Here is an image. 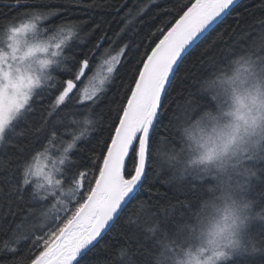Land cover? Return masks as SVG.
<instances>
[{"label": "snow or ice", "instance_id": "6c2138e0", "mask_svg": "<svg viewBox=\"0 0 264 264\" xmlns=\"http://www.w3.org/2000/svg\"><path fill=\"white\" fill-rule=\"evenodd\" d=\"M242 5L9 0L8 11L0 8V233L9 237L0 253L13 257L2 264H179L215 178L207 169L182 167L183 149L161 161L155 148L162 135L181 137L184 122L213 105L206 93L203 107L174 110L170 97L187 58ZM96 9L118 30L91 15L73 18ZM257 10L264 12V0ZM161 15L168 19L156 24ZM49 33L55 35L37 42ZM236 36L225 54L264 65V18ZM98 109L109 113L106 127ZM94 134L102 137L95 144ZM85 143L92 145L90 164ZM236 185L248 221L244 243L216 255L224 264H264V144L245 157ZM193 190L195 202L179 201ZM170 196L179 210L161 203ZM113 233L124 242L102 257L99 249L108 247L102 242ZM27 241L42 250L21 256Z\"/></svg>", "mask_w": 264, "mask_h": 264}, {"label": "clouds", "instance_id": "9594fccd", "mask_svg": "<svg viewBox=\"0 0 264 264\" xmlns=\"http://www.w3.org/2000/svg\"><path fill=\"white\" fill-rule=\"evenodd\" d=\"M213 105L181 127V166L207 169L215 192L206 197L179 264H224L216 253L244 243L248 221L236 181L245 157L264 144V65L238 56L203 85Z\"/></svg>", "mask_w": 264, "mask_h": 264}, {"label": "trees", "instance_id": "16d2710c", "mask_svg": "<svg viewBox=\"0 0 264 264\" xmlns=\"http://www.w3.org/2000/svg\"><path fill=\"white\" fill-rule=\"evenodd\" d=\"M9 0H0V8H3L5 11H8L6 8L7 3ZM88 0H85L87 3ZM109 0H99V3L104 5L107 4ZM120 0H111L113 4H119ZM146 2V0H129V7H132L134 4L136 6L142 5ZM259 0H243V5L239 7L236 12L230 16L227 21L220 25L217 28L216 32H213L212 35L206 40L203 44H201L196 50H194L191 55L187 58L185 64L182 66L180 73L178 74L177 80L174 85V90L171 94L170 100L174 101L172 104V108L175 110L179 106L182 110L184 108H188L189 106L194 107L195 105L199 104L203 107L207 101L201 99L202 96H205L206 92L204 91L203 85L206 81L212 78L219 70L226 68L231 62H234L235 58L239 55L229 56L226 55V50L228 49L229 45L233 43L234 39H238L236 33H239L242 28H247L249 25H256L257 22L264 18V12L257 10ZM163 6V5H161ZM126 10V9H125ZM155 11V9H152ZM252 13L251 15L249 13ZM91 15L92 19L100 22L101 20H108L110 22L111 29L118 30V25L115 21H112L111 16L105 14V10L103 9H96L90 13L86 14H79L73 18L79 19H88V16ZM243 17V23L240 24V27H237V23L240 18ZM163 19H168L167 16H159L157 17L155 23L159 24L162 22ZM18 23L25 22V19L21 17ZM91 26V22L88 25H85V31ZM235 30V31H234ZM43 31V29L41 30ZM223 33L222 35H217L218 33ZM111 35V32L109 33ZM54 33H49L48 36H44L45 38H51L54 36ZM99 32H97L91 39L95 40L98 37ZM215 40V43H213ZM209 45H211L209 47ZM105 46H107L105 44ZM91 75V73H88ZM84 80V84L80 85L83 87L86 83ZM120 82L117 81V84ZM115 91V89H113ZM111 94V93H110ZM48 98L46 97L45 100L41 103L46 105L48 103ZM114 107V105H113ZM96 115L99 119L102 120V127H106L108 123V115L109 113L105 111L101 113L99 109L96 112ZM169 116L172 113H168ZM79 118V117H78ZM167 123V120H165ZM18 131H23V129H18ZM96 139L93 140V144L97 143L99 139H101V135L94 134ZM103 135H107V133H103ZM85 149L82 156L84 157V162L90 164L91 161L88 160V157L91 155L89 149H91L92 145L83 144L81 145ZM183 141L180 136L178 135H162L159 137L158 143L155 148V152L158 155V159L161 161H167L172 155L178 153L183 149ZM166 174L161 171L160 180L166 179ZM157 188L160 189L161 194L167 191L166 187L161 183H157ZM195 190L192 192H188L186 196L179 197V201H184L186 199H190L193 202L196 200V196L194 195ZM176 198L170 196L169 200H162L161 203L164 205H172L174 210H179L181 205ZM177 219H179V212L177 211ZM127 219V218H126ZM9 237L5 233H0V246H2L3 242L8 241ZM123 238L118 236L117 234L113 233L110 234V237L106 238L102 244L107 245V248H100L99 254L102 257L109 256L111 251L120 243H123ZM42 250V246H34L31 241L22 242L20 245V255L21 256H29V254H38V252ZM20 257H17L19 259ZM13 259L10 255H3L0 253V264H2L3 260H11Z\"/></svg>", "mask_w": 264, "mask_h": 264}, {"label": "rangeland", "instance_id": "374dc122", "mask_svg": "<svg viewBox=\"0 0 264 264\" xmlns=\"http://www.w3.org/2000/svg\"><path fill=\"white\" fill-rule=\"evenodd\" d=\"M41 39H43V40H48V39H51V38H45L43 35H41V36H38V37H37V42H38L39 40H41ZM87 84H88V81L86 80V83H85L84 86H87ZM84 86H83V87H84Z\"/></svg>", "mask_w": 264, "mask_h": 264}]
</instances>
